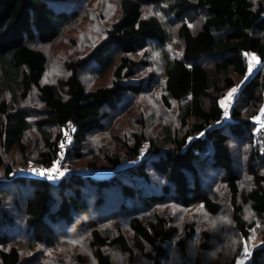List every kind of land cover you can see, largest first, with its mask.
Returning <instances> with one entry per match:
<instances>
[{"label":"trees","instance_id":"16d2710c","mask_svg":"<svg viewBox=\"0 0 264 264\" xmlns=\"http://www.w3.org/2000/svg\"><path fill=\"white\" fill-rule=\"evenodd\" d=\"M117 2L120 13L106 36L86 55L66 62L67 77L44 82L49 62L44 45L77 25L86 12L77 8L79 0H0V148L26 154L34 131L41 166L61 157L62 143L69 135L68 156L82 159L88 134L103 129V119L127 95L146 90L143 78H138L145 61L132 54L144 50L149 40L160 44L169 40L163 19L156 14L146 16V7L155 6L165 15L182 45L180 56L164 55L161 95L165 107L172 108L173 101L180 106L178 130H167L156 138L144 131L134 133L132 141H126L124 158L114 154L108 158L109 166L88 162L86 168H100L108 176L75 167L53 182L43 175L17 173L0 155L1 264H32L35 255L24 258L23 246L56 248L63 235L71 232L89 234L97 264H114L106 247L128 252L133 262V246L144 251L145 244L152 251L144 255L158 264L156 256L167 254L166 244L176 237L179 227L160 212L148 219L140 213L169 200L185 207L203 203L207 211L218 213V195L205 191L198 174L207 161L223 173L221 180L231 192L233 219L247 238L249 229L238 200L240 174L230 146L233 136L250 137L247 171L253 188L245 198L263 219L264 237V136L256 135L254 121L264 103V67L249 74L248 63V54L264 62V0ZM118 55L113 82L88 89L81 70L91 67L103 75ZM235 75L249 76L238 81ZM235 86L247 110L235 106L226 121L222 99ZM34 92L36 105L29 102ZM121 217L128 220L133 245L120 226L112 234L101 227L102 222ZM193 231L179 238L183 249ZM78 258L76 264H90L86 256L78 254ZM252 264H264V244L253 250Z\"/></svg>","mask_w":264,"mask_h":264},{"label":"rangeland","instance_id":"374dc122","mask_svg":"<svg viewBox=\"0 0 264 264\" xmlns=\"http://www.w3.org/2000/svg\"><path fill=\"white\" fill-rule=\"evenodd\" d=\"M86 1L79 0L78 6L76 5L77 8H81L86 12L84 16H81L80 22L65 30L51 44L44 45V49L49 56L47 71L43 78L44 82H57L59 79L67 77L69 70L66 67V62L89 53L106 36L108 27L120 13L117 0ZM144 14L146 16L156 14L163 19L167 26L169 40L164 44L149 40L148 46L144 50L132 54L136 59L145 61L138 69V78H143L147 88L141 94L127 95L118 103L117 109L112 113L113 115L111 114L103 119L104 128L88 134L85 156L78 160L68 156V148L72 143V136L69 135L67 141L62 143L61 157L49 166H41L37 156L39 152L38 138L33 131L29 137L30 141L26 154H21L17 149L6 153L0 148V155H3L5 163L13 166L17 173L29 172L34 174L39 171V175H43L53 182L59 180L55 181L54 175L56 177L59 173L62 179L63 174L64 176L67 175L75 167L81 169L80 172L108 176L109 172L105 173L100 168L93 170L86 168L88 162L95 161L96 165L109 166L108 158L114 154H121L124 158L125 144L128 143L126 141L128 139L132 141L134 133L144 131L149 138H156L162 137L167 130L170 133L178 130L181 114L180 106L176 101H173L172 108L165 107L161 95L165 79L164 55L170 57L180 56L182 45L180 40L173 34L172 24L168 22L165 15L157 7H146ZM118 57L119 55L116 57L114 65L103 75L96 74L91 67L82 69L80 75L86 87L95 89L102 85H110L114 80L113 70L118 64ZM248 63L249 74L264 67V62L255 54H248ZM248 76L242 78L235 75L238 81H246ZM239 94L240 88L235 86L230 88L222 99L226 121L230 119L228 117L229 112L235 106L238 105L243 111L247 110V106L239 100ZM29 102L35 105L39 104L35 92L31 95ZM254 121L257 125L255 128L256 135L264 136V103ZM230 146L234 155L236 170L240 174L241 193L238 200L243 206V217L249 229V236L247 238L243 237L237 229L233 219L231 192L227 183L221 180L223 173L212 168L207 163L208 161L203 162L199 167L198 174L205 191L218 195L221 202V210L218 213H210L205 209L203 203L185 207L171 200L150 205L140 213L145 219H148L154 212H160L171 218L172 223L179 227L176 237L166 244L167 254L163 257L156 256L158 264H242L243 261L253 255L255 248L264 244L263 219L254 212L251 203L245 198L253 188V179L247 171V162L251 151L250 137L238 138L233 136L230 139ZM24 167H28L27 171ZM12 201L13 196H10V203ZM141 207L139 205L138 208ZM13 209L18 213L16 208ZM188 225H191L190 228H187ZM118 226L126 232L133 245L132 232L128 226L127 218L121 217L109 222L104 221L101 225L106 232L109 231L111 234L117 231ZM191 228L194 231L187 241L186 248L183 249L178 244V240ZM62 233L67 232L62 230ZM70 235H63L56 248L36 245L33 249H30L23 246V257L35 255L32 264H76L79 261L78 254H82L86 256L90 264H97L94 251L89 243V234L73 233L72 237L69 238ZM105 249L112 255L114 264H154L152 258H147L144 255V253L152 251L148 244H145L144 251H140L133 246L135 250L133 262L130 261L129 253L124 250L109 247ZM247 264H252V261Z\"/></svg>","mask_w":264,"mask_h":264},{"label":"built area","instance_id":"2783aa9c","mask_svg":"<svg viewBox=\"0 0 264 264\" xmlns=\"http://www.w3.org/2000/svg\"><path fill=\"white\" fill-rule=\"evenodd\" d=\"M34 174L39 175L40 172H39V171H36ZM63 177H64V174H63ZM52 178H53V177H52ZM54 178L56 179V180L54 179L55 181H57L58 179H59V180L61 179L59 173L57 174L56 177H55V175H54ZM59 180H58V181H59ZM250 261H252V255H251V257H249L248 259H246L245 261H243L242 264H247V263H249Z\"/></svg>","mask_w":264,"mask_h":264}]
</instances>
